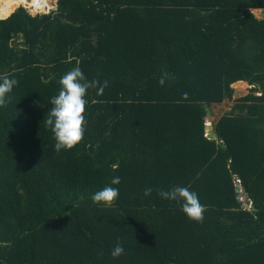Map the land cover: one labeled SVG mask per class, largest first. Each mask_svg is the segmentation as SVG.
<instances>
[{
    "label": "trees",
    "instance_id": "obj_1",
    "mask_svg": "<svg viewBox=\"0 0 264 264\" xmlns=\"http://www.w3.org/2000/svg\"><path fill=\"white\" fill-rule=\"evenodd\" d=\"M18 5L0 16V74L18 81L0 105V264H264V0ZM77 64L108 85L87 90L84 135L56 152L43 118ZM236 81L248 92L209 138L205 108ZM113 176L118 197L93 203ZM173 185L198 194L200 221L157 194Z\"/></svg>",
    "mask_w": 264,
    "mask_h": 264
},
{
    "label": "clouds",
    "instance_id": "obj_2",
    "mask_svg": "<svg viewBox=\"0 0 264 264\" xmlns=\"http://www.w3.org/2000/svg\"><path fill=\"white\" fill-rule=\"evenodd\" d=\"M166 77L172 78L165 74L159 78L158 83L163 85ZM17 83L18 81L14 76L0 74V105L6 102L8 94ZM58 85V92L49 98L50 107L47 110L46 118H43L45 128L51 133L54 141L53 150L56 152L70 150L82 139L87 126L85 117V109L88 102L86 98L87 90L94 88L96 89V94L100 95L103 93L104 88L107 87L108 81L89 80L77 64L59 78ZM211 119L210 116L209 122L206 119L205 123L211 125ZM119 182V176L111 177L107 184L92 194V202L104 206L110 205L118 197L119 189L114 187V185H118ZM240 190L241 188L237 189L238 195L244 200ZM152 191L153 189L150 187L145 188L143 195L148 196ZM157 194L161 199L179 202L180 210L187 219L198 222L203 218L204 205L200 203L198 194L188 187L173 185L167 190H157ZM244 204L247 206L252 205L251 201ZM123 253L124 247L118 241L113 246L110 255L115 258Z\"/></svg>",
    "mask_w": 264,
    "mask_h": 264
},
{
    "label": "rangeland",
    "instance_id": "obj_3",
    "mask_svg": "<svg viewBox=\"0 0 264 264\" xmlns=\"http://www.w3.org/2000/svg\"><path fill=\"white\" fill-rule=\"evenodd\" d=\"M1 2L8 4L9 2L6 0H2ZM55 2L56 0H48L49 5L45 8H43L42 10H40V8H38L36 11H32V9L30 7H25L24 5H18V6H22L25 7L30 14L34 15L37 13H44L48 10L54 9L55 8ZM17 4V3H16ZM18 6H16L15 8H17ZM14 8V9H15ZM12 12V11H11ZM10 12V13H11ZM9 13V14H10ZM8 14V15H9ZM253 14L257 17V18H261L263 17V15L260 14V12L258 11V9H255V11H253ZM7 15V16H8ZM6 16V17H7ZM5 18V17H4ZM231 87L233 88L234 92L232 95V100H227L225 99L224 101H222L221 103H217V104H212L211 105V114H209L211 116L212 119H214L215 117L219 116L221 113H223L224 111L228 110V108L233 104V99L243 96L248 92V89L250 87V85H248L246 82H241V83H236L234 82ZM213 112V115H212ZM211 119V120H212Z\"/></svg>",
    "mask_w": 264,
    "mask_h": 264
},
{
    "label": "bare ground",
    "instance_id": "obj_4",
    "mask_svg": "<svg viewBox=\"0 0 264 264\" xmlns=\"http://www.w3.org/2000/svg\"><path fill=\"white\" fill-rule=\"evenodd\" d=\"M1 1L2 0H0V16L6 11V7H7V4L5 6V3ZM6 1L24 5L25 7H30L32 11H36L38 8L42 10L43 8L49 5L48 0H6ZM251 11L253 12L255 11V9H252ZM241 82L243 81H236V83H241Z\"/></svg>",
    "mask_w": 264,
    "mask_h": 264
},
{
    "label": "water",
    "instance_id": "obj_5",
    "mask_svg": "<svg viewBox=\"0 0 264 264\" xmlns=\"http://www.w3.org/2000/svg\"><path fill=\"white\" fill-rule=\"evenodd\" d=\"M258 11L260 12L261 15L264 16V8L258 9ZM205 111L207 114H209L210 113V107H206ZM206 119H207V122H209L210 116L208 115ZM204 128H205L206 134L209 138H215L216 137V135L212 129V125H210L209 123H205Z\"/></svg>",
    "mask_w": 264,
    "mask_h": 264
},
{
    "label": "built area",
    "instance_id": "obj_6",
    "mask_svg": "<svg viewBox=\"0 0 264 264\" xmlns=\"http://www.w3.org/2000/svg\"><path fill=\"white\" fill-rule=\"evenodd\" d=\"M236 182H239V180L238 179H236ZM238 188V187H237ZM238 198L239 199H241V196L240 195H238Z\"/></svg>",
    "mask_w": 264,
    "mask_h": 264
}]
</instances>
